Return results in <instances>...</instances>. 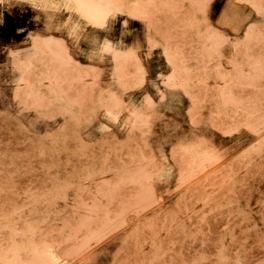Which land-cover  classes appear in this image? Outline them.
I'll return each instance as SVG.
<instances>
[{
	"label": "rangeland",
	"instance_id": "1",
	"mask_svg": "<svg viewBox=\"0 0 264 264\" xmlns=\"http://www.w3.org/2000/svg\"><path fill=\"white\" fill-rule=\"evenodd\" d=\"M0 264H264V0H0Z\"/></svg>",
	"mask_w": 264,
	"mask_h": 264
},
{
	"label": "snow or ice",
	"instance_id": "2",
	"mask_svg": "<svg viewBox=\"0 0 264 264\" xmlns=\"http://www.w3.org/2000/svg\"><path fill=\"white\" fill-rule=\"evenodd\" d=\"M68 7H69V8H71V7H72V5H71V4H69V5H68Z\"/></svg>",
	"mask_w": 264,
	"mask_h": 264
}]
</instances>
